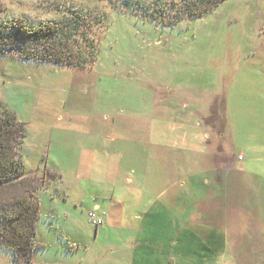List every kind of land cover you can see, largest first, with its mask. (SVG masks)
Returning <instances> with one entry per match:
<instances>
[{
	"label": "rangeland",
	"instance_id": "obj_1",
	"mask_svg": "<svg viewBox=\"0 0 264 264\" xmlns=\"http://www.w3.org/2000/svg\"><path fill=\"white\" fill-rule=\"evenodd\" d=\"M156 1L0 0V23L23 17L32 28L85 12L97 55L80 69L0 52V104L26 125L19 156L27 175L45 180L33 264H129L111 249L127 236L118 228L97 232L88 218L94 191L104 187L82 180L74 189L70 180L82 145L168 141L174 118L188 117L198 134L180 136L185 146L204 141L200 168L233 164L264 176V0H224L174 24L167 21L182 0ZM158 9L162 21L150 19ZM191 110L197 115L187 116ZM129 158L134 163L121 164L135 175L142 162ZM64 190L76 199L85 191L84 204L61 200ZM0 264H16L11 252L0 249Z\"/></svg>",
	"mask_w": 264,
	"mask_h": 264
},
{
	"label": "crops",
	"instance_id": "obj_2",
	"mask_svg": "<svg viewBox=\"0 0 264 264\" xmlns=\"http://www.w3.org/2000/svg\"><path fill=\"white\" fill-rule=\"evenodd\" d=\"M174 119V136L168 141H144L138 148L80 147L79 168L70 179L74 189L81 188L82 180L90 181L91 188L93 182L104 187L94 191L89 205V212L95 210L103 220L94 225L96 231L118 228L125 234L111 249L129 264H264V176L233 164L200 168L204 141L197 138V144L185 146L180 135L194 137L197 128L193 133L188 117ZM129 157L142 162L135 175L127 174L128 164H121L122 158L134 163ZM133 180L139 181L137 186ZM81 193L84 198L67 193L60 199L82 205L86 195Z\"/></svg>",
	"mask_w": 264,
	"mask_h": 264
},
{
	"label": "trees",
	"instance_id": "obj_3",
	"mask_svg": "<svg viewBox=\"0 0 264 264\" xmlns=\"http://www.w3.org/2000/svg\"><path fill=\"white\" fill-rule=\"evenodd\" d=\"M223 1L182 0L175 20L167 22L174 24L186 17H202ZM160 2L157 0L156 4ZM162 11L158 9L150 19L162 21ZM87 19L85 12H71L63 20L37 28L30 27L23 17L2 21L0 52L17 53L24 60L38 63L84 69L97 56L85 31L87 25L83 26ZM26 136L25 123L18 120L16 112L0 104V249L11 252L16 264H33V253L42 247L36 242V229L40 211L38 193L45 180L26 173L19 156Z\"/></svg>",
	"mask_w": 264,
	"mask_h": 264
},
{
	"label": "built area",
	"instance_id": "obj_4",
	"mask_svg": "<svg viewBox=\"0 0 264 264\" xmlns=\"http://www.w3.org/2000/svg\"><path fill=\"white\" fill-rule=\"evenodd\" d=\"M88 218L95 226H99L103 223L101 216L96 211L89 212Z\"/></svg>",
	"mask_w": 264,
	"mask_h": 264
}]
</instances>
